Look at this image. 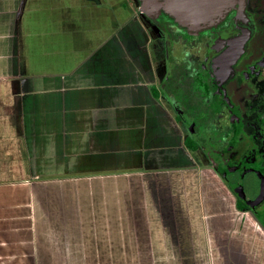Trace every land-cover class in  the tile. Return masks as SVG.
<instances>
[{
	"label": "crops",
	"instance_id": "crops-1",
	"mask_svg": "<svg viewBox=\"0 0 264 264\" xmlns=\"http://www.w3.org/2000/svg\"><path fill=\"white\" fill-rule=\"evenodd\" d=\"M4 4L22 10L18 38L0 35V264H264V225L156 96L138 16L113 0ZM109 7L76 60V21L91 32L83 11Z\"/></svg>",
	"mask_w": 264,
	"mask_h": 264
},
{
	"label": "flooded vegetation",
	"instance_id": "flooded-vegetation-1",
	"mask_svg": "<svg viewBox=\"0 0 264 264\" xmlns=\"http://www.w3.org/2000/svg\"><path fill=\"white\" fill-rule=\"evenodd\" d=\"M131 2L145 31L156 96L180 117L199 160L264 225V195L255 205L246 201L248 174L264 179V0H236L197 30L163 12L143 15L138 0Z\"/></svg>",
	"mask_w": 264,
	"mask_h": 264
},
{
	"label": "rangeland",
	"instance_id": "rangeland-1",
	"mask_svg": "<svg viewBox=\"0 0 264 264\" xmlns=\"http://www.w3.org/2000/svg\"><path fill=\"white\" fill-rule=\"evenodd\" d=\"M116 3V6L121 9L122 12V19L123 21H125L128 17L131 16L132 14V7H131V0H113ZM19 9L17 8L16 10V5L13 6H8L6 4H4L3 6H1V9H3L4 12H0V35L3 32H6V30L8 29L7 23L9 24V29H12L13 33L15 34V36L17 37V32H18V28H19V19H20V13H21V8L22 6H18ZM12 11V16H10V14H8L10 12V10ZM31 12H35L34 9H32ZM68 12H66L65 14H67ZM82 13V12H81ZM81 13H79L76 10V16L80 15ZM83 13L89 14L88 17L84 20V22L86 23V28H90L91 32H86L83 31L85 30L84 28V23H83V27H82V22L80 21H76V37H75V43H76V47H75V57L76 60H80L84 55H87L88 53H90L91 49L93 48V39L94 37V33L95 30L100 28L101 24H103V22H105V18L109 17L112 13V7H109L108 9L104 10L102 8L100 9H92L90 12L89 11H83ZM8 18H15L11 23H9ZM76 18V17H75ZM30 25L34 26V18L31 17V15L29 14V18H28V30L30 28ZM61 26H59V28H61ZM45 28H49V26L45 27ZM33 31V29L31 30ZM32 38H35V35H31ZM18 38V37H17ZM89 39V40H88ZM19 52V51H18ZM34 51H33V47L31 52L28 54V57H31V61H34ZM196 154V153H195ZM197 155V154H196ZM198 156V155H197ZM248 177L251 178V184L249 185L248 189H247V196H246V201H248V203L250 205H255L257 204L263 197L264 195V179L256 176L253 173H249Z\"/></svg>",
	"mask_w": 264,
	"mask_h": 264
},
{
	"label": "water",
	"instance_id": "water-1",
	"mask_svg": "<svg viewBox=\"0 0 264 264\" xmlns=\"http://www.w3.org/2000/svg\"><path fill=\"white\" fill-rule=\"evenodd\" d=\"M241 1V0H240ZM236 0H138L143 15L155 16L163 12L180 26L197 30L216 23ZM239 38L233 42L236 54L240 48Z\"/></svg>",
	"mask_w": 264,
	"mask_h": 264
},
{
	"label": "trees",
	"instance_id": "trees-1",
	"mask_svg": "<svg viewBox=\"0 0 264 264\" xmlns=\"http://www.w3.org/2000/svg\"><path fill=\"white\" fill-rule=\"evenodd\" d=\"M177 118L180 121V117H177ZM185 144L188 147V149H190V150H195L197 148L196 142L190 136H187L185 138ZM236 207L240 210H242V208L247 209L246 207H244V205L238 199L236 201Z\"/></svg>",
	"mask_w": 264,
	"mask_h": 264
}]
</instances>
